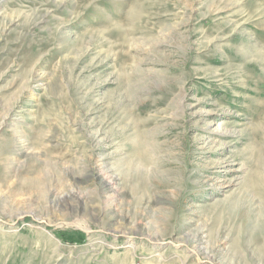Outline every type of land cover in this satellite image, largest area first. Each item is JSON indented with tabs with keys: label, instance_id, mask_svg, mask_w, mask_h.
Here are the masks:
<instances>
[{
	"label": "rangeland",
	"instance_id": "1",
	"mask_svg": "<svg viewBox=\"0 0 264 264\" xmlns=\"http://www.w3.org/2000/svg\"><path fill=\"white\" fill-rule=\"evenodd\" d=\"M0 264H264V0H0Z\"/></svg>",
	"mask_w": 264,
	"mask_h": 264
},
{
	"label": "bare ground",
	"instance_id": "2",
	"mask_svg": "<svg viewBox=\"0 0 264 264\" xmlns=\"http://www.w3.org/2000/svg\"><path fill=\"white\" fill-rule=\"evenodd\" d=\"M11 22H12V20H10V22L8 23V24H11ZM7 24V25H8ZM37 78V77H36ZM37 80V79H36ZM35 80V81H36ZM33 81V80H32ZM40 84V83H39ZM42 84V83H41ZM30 85V84H29ZM28 86V85H27ZM12 113H11V109H10V111H9V113H7V116L8 117H12V115H11ZM2 122V121H1ZM5 122V121H4ZM97 135H95L94 137H93V142H94V144H93V146L91 147V150H90V156L92 157V158H97V155H99L100 156V154H101V151H102V149H101V147L102 146H105V143H102V140L101 139H97ZM44 138V137H43ZM18 146L21 148L22 146H25V143H20V141L18 142ZM19 148V150H21ZM100 153V154H99ZM99 165H103V164H101V163H99ZM92 168H93V170L95 171V175H100V173L102 172V169H100V168H98V161L96 160L94 163H93V165H92ZM103 168V167H102ZM90 175V174H89ZM88 176V175H87ZM111 177V176H110ZM114 177H111V178H104V179H102V182H103V186L105 187V189H108V188H110V187H112L113 186V183H114ZM75 196V195H74ZM69 197H72L73 198V196L72 195H69ZM76 207L75 206H73L72 207V209H75ZM28 211V210H27ZM26 211V212H27ZM37 211V210H36ZM36 211L35 210H33V212L32 211H29V213H31L34 217H36V220H38V221H40V222H48V217L46 216V215H43V214H38L39 216H37V214H36ZM25 210H22V211H18V212H16V213H14L13 214V217L12 218H14V217H20L21 215H24L25 213ZM50 213V212H49ZM76 223H79V222H76ZM199 238V237H198ZM201 239V238H200ZM199 240V239H198ZM198 242V241H197Z\"/></svg>",
	"mask_w": 264,
	"mask_h": 264
}]
</instances>
